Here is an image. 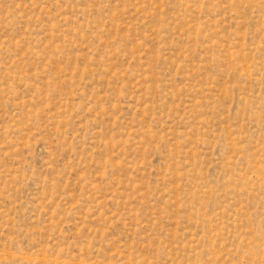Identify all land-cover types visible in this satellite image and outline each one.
<instances>
[{
    "label": "rangeland",
    "instance_id": "obj_1",
    "mask_svg": "<svg viewBox=\"0 0 264 264\" xmlns=\"http://www.w3.org/2000/svg\"><path fill=\"white\" fill-rule=\"evenodd\" d=\"M0 264H264V0H0Z\"/></svg>",
    "mask_w": 264,
    "mask_h": 264
}]
</instances>
